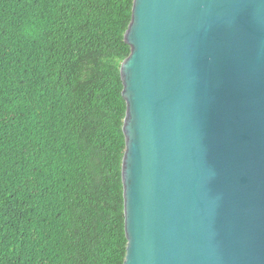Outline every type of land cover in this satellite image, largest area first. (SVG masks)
<instances>
[{
  "label": "water",
  "instance_id": "1",
  "mask_svg": "<svg viewBox=\"0 0 264 264\" xmlns=\"http://www.w3.org/2000/svg\"><path fill=\"white\" fill-rule=\"evenodd\" d=\"M123 264H264V0H133Z\"/></svg>",
  "mask_w": 264,
  "mask_h": 264
},
{
  "label": "trees",
  "instance_id": "2",
  "mask_svg": "<svg viewBox=\"0 0 264 264\" xmlns=\"http://www.w3.org/2000/svg\"><path fill=\"white\" fill-rule=\"evenodd\" d=\"M133 0H0V264H123Z\"/></svg>",
  "mask_w": 264,
  "mask_h": 264
}]
</instances>
